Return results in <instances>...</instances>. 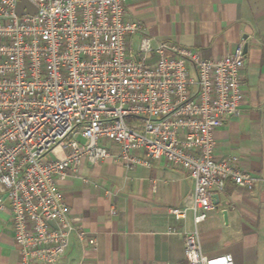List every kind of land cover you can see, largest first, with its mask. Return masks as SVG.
Here are the masks:
<instances>
[{"label": "built area", "instance_id": "1", "mask_svg": "<svg viewBox=\"0 0 264 264\" xmlns=\"http://www.w3.org/2000/svg\"><path fill=\"white\" fill-rule=\"evenodd\" d=\"M19 1L0 0V210L13 215L20 264H59L73 236L97 251L58 181L87 182L81 165L110 157L128 170L158 160L185 170L192 198L170 213L191 212L192 228L170 233L183 237L188 264H235L205 254L200 226L228 181L252 190L257 180L215 156L216 131L245 102L244 43L207 59L155 43L125 0H26L34 14H19Z\"/></svg>", "mask_w": 264, "mask_h": 264}, {"label": "crops", "instance_id": "2", "mask_svg": "<svg viewBox=\"0 0 264 264\" xmlns=\"http://www.w3.org/2000/svg\"><path fill=\"white\" fill-rule=\"evenodd\" d=\"M129 18L140 22L155 43H173L217 59L244 43L245 102L215 133L217 159H230L256 177L252 190L228 181L219 205L200 226L209 257L231 254L235 264H264V0H125ZM112 153L118 152L109 144ZM80 177L59 178L71 221L96 238L97 251L73 236L59 264H188L181 235L192 213L176 220L170 209L185 208L194 181L166 161L128 170L113 157L83 163ZM115 214H112V212ZM224 212H227V220ZM0 264H20L13 215L0 210Z\"/></svg>", "mask_w": 264, "mask_h": 264}, {"label": "water", "instance_id": "3", "mask_svg": "<svg viewBox=\"0 0 264 264\" xmlns=\"http://www.w3.org/2000/svg\"><path fill=\"white\" fill-rule=\"evenodd\" d=\"M24 8H27L28 12L31 14H34L36 12V9L33 6H31L26 0H20L19 6H18V13L22 14L24 12ZM246 48L247 47H245V51H246ZM213 202H214L215 206L219 205V196L218 195L215 196V199ZM224 215H225V219L227 220V212H224Z\"/></svg>", "mask_w": 264, "mask_h": 264}, {"label": "rangeland", "instance_id": "4", "mask_svg": "<svg viewBox=\"0 0 264 264\" xmlns=\"http://www.w3.org/2000/svg\"><path fill=\"white\" fill-rule=\"evenodd\" d=\"M78 140H79V141H81V142H83V143H85V142H86V140H84V139H83V138H81V137H80ZM215 210H216V209H215ZM215 210H214V211H215Z\"/></svg>", "mask_w": 264, "mask_h": 264}]
</instances>
